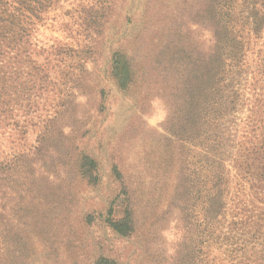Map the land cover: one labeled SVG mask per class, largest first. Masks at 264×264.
Returning <instances> with one entry per match:
<instances>
[{"label": "rangeland", "instance_id": "obj_1", "mask_svg": "<svg viewBox=\"0 0 264 264\" xmlns=\"http://www.w3.org/2000/svg\"><path fill=\"white\" fill-rule=\"evenodd\" d=\"M62 1L41 30L42 42L57 38L82 50L84 62L72 61L66 86L57 79L25 135L8 129L0 139V157L41 143L32 175L25 174L34 184L21 188L17 216L13 195L7 203L3 264H93L99 257L116 264H199V194L192 207L186 192L191 185L200 190L201 182L189 173L197 157L185 143L184 111L188 89L198 90L199 61L214 50L201 19L211 0H100L96 7ZM82 6L88 39L76 43L66 34L85 30L64 33L59 24L77 18ZM116 53L133 70L126 89L110 75ZM83 154L96 162L95 184L77 175ZM127 208L135 227L123 237L107 219L120 220Z\"/></svg>", "mask_w": 264, "mask_h": 264}, {"label": "trees", "instance_id": "obj_2", "mask_svg": "<svg viewBox=\"0 0 264 264\" xmlns=\"http://www.w3.org/2000/svg\"><path fill=\"white\" fill-rule=\"evenodd\" d=\"M86 1L95 7L100 3ZM60 2L0 0V139L8 129L25 135L34 118H40V101L53 94L57 79L66 86L71 81L72 61L76 57L83 61L82 50L57 38L42 42L41 30ZM86 8H80L77 18L72 15L59 24L62 31L85 30L77 37L66 34L73 42L88 39ZM201 19L212 31L214 50L199 61L198 90L194 94L188 89L184 111L185 143L197 157V168L189 173L198 174L201 182L200 190L191 185L186 192L192 207L199 194L197 259L199 264H223V255L228 264H264V0H211ZM110 75L121 89L131 84L133 70L125 54L114 55ZM190 81L194 83L187 76L185 82ZM47 117L52 123L51 115ZM37 143L29 153L0 157L2 244L10 195L17 216L24 206L21 188L34 184L25 174L33 173V161L41 151ZM77 166L80 179L96 183L93 159L83 154ZM107 224L120 236L131 235L133 210L127 208L118 221L108 218ZM2 244L1 257L5 253ZM93 264L116 263L99 257Z\"/></svg>", "mask_w": 264, "mask_h": 264}]
</instances>
